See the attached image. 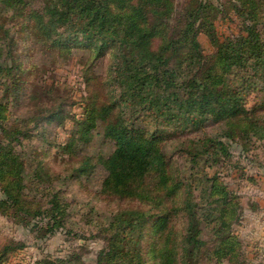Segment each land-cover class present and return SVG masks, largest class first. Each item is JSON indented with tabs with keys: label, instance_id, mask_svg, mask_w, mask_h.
<instances>
[{
	"label": "trees",
	"instance_id": "16d2710c",
	"mask_svg": "<svg viewBox=\"0 0 264 264\" xmlns=\"http://www.w3.org/2000/svg\"><path fill=\"white\" fill-rule=\"evenodd\" d=\"M225 20L238 33L222 35ZM80 52L84 111L57 142L69 95L41 76ZM96 136L110 150L96 154ZM234 149L233 168H264V0H0V215L28 233L0 245V264L30 235L77 238L66 190L96 169L94 197L118 208L82 214L104 243L93 264H252L223 175Z\"/></svg>",
	"mask_w": 264,
	"mask_h": 264
},
{
	"label": "rangeland",
	"instance_id": "374dc122",
	"mask_svg": "<svg viewBox=\"0 0 264 264\" xmlns=\"http://www.w3.org/2000/svg\"><path fill=\"white\" fill-rule=\"evenodd\" d=\"M219 31L224 36L238 33V29L228 20L219 23ZM201 42L206 52L212 51V47L204 36ZM85 52V51H84ZM84 53L80 52L76 56L68 59L66 62L56 65L54 73H47L41 78L46 82L56 81L60 87L59 97L69 95L67 111L70 116L65 119V124L61 127L55 126L50 129L54 141L63 142L67 139L69 131L73 128L75 119L82 118L83 98L87 95L86 85L83 78V64L87 58L83 57ZM40 78V79H41ZM22 109L19 110L21 112ZM23 112V111H22ZM38 145V144H37ZM92 145L95 153H106L111 148V144L103 145L100 136H96ZM234 159L232 164L228 165L223 172L226 182L230 188L238 193L243 204V216L240 223L236 226V232L240 236L246 256L252 264H264V168H260L255 163L240 160L239 168H233V164L238 162V150L234 149ZM50 163L54 161L56 149L52 148L50 152ZM52 157V158H51ZM52 163H58L56 161ZM96 178H84L82 181L74 182L66 190L69 201L75 204V214H77V225L74 227L75 232L79 233L77 238L71 239L70 236L60 233L44 242L39 246L34 236L30 235L28 247L11 256L5 264H38V261L44 259L45 255H66L71 248L86 244L90 254L85 264H93V255L103 247L101 239H92V231L95 232L94 225L87 223L82 214L88 213L93 207L95 210L90 213L89 217L101 221L107 213L116 210L117 204H109L100 201L94 197L93 193L98 189L102 171L96 169ZM253 179V180H252ZM28 233L10 222L6 217L0 215V245L11 239H23ZM84 235L86 239L81 238Z\"/></svg>",
	"mask_w": 264,
	"mask_h": 264
}]
</instances>
